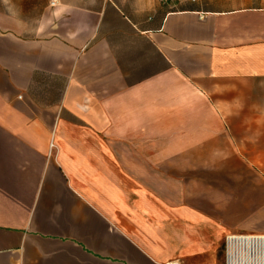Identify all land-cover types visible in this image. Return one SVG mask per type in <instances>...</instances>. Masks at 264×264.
Listing matches in <instances>:
<instances>
[{"label": "crops", "instance_id": "1", "mask_svg": "<svg viewBox=\"0 0 264 264\" xmlns=\"http://www.w3.org/2000/svg\"><path fill=\"white\" fill-rule=\"evenodd\" d=\"M27 1L0 0V264H220L264 234V0ZM211 162L243 171L222 201L187 179Z\"/></svg>", "mask_w": 264, "mask_h": 264}, {"label": "rangeland", "instance_id": "2", "mask_svg": "<svg viewBox=\"0 0 264 264\" xmlns=\"http://www.w3.org/2000/svg\"><path fill=\"white\" fill-rule=\"evenodd\" d=\"M46 3H50V2H45L42 0H28L27 1V6H28V22H35L36 19L39 17L41 10L43 8V6ZM16 3L12 2V5L14 6ZM17 4H19V2H17ZM38 16V17H37ZM218 164L220 163V169L219 171H215V170H200V171H195V170H189V176H188V180H189V186L192 188H196V187H206L207 185H213L214 187H219V195H220V199L225 200V198H227L228 194H229V190L230 188H232L233 186H235L236 184L240 183L239 181H237V178L242 177V173L243 171H236L235 174L233 172V169H231L232 171L230 172L227 168L229 165L230 168V164L232 162H211L210 164ZM252 173H247L246 176L249 177L250 179L252 178L253 180L256 179L254 177V172L255 175H259V169L264 170V162H252ZM190 173L192 174V176L190 175ZM194 173V175H193ZM199 174L198 176L195 175ZM236 175V176H235Z\"/></svg>", "mask_w": 264, "mask_h": 264}, {"label": "built area", "instance_id": "3", "mask_svg": "<svg viewBox=\"0 0 264 264\" xmlns=\"http://www.w3.org/2000/svg\"><path fill=\"white\" fill-rule=\"evenodd\" d=\"M223 258L220 264H264V234L228 235L225 239Z\"/></svg>", "mask_w": 264, "mask_h": 264}]
</instances>
